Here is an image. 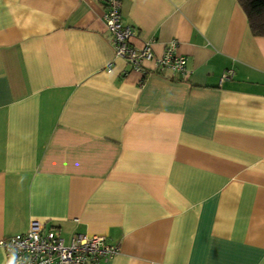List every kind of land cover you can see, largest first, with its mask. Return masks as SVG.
Here are the masks:
<instances>
[{"label": "crops", "instance_id": "obj_1", "mask_svg": "<svg viewBox=\"0 0 264 264\" xmlns=\"http://www.w3.org/2000/svg\"><path fill=\"white\" fill-rule=\"evenodd\" d=\"M104 1L0 0V239L40 221L118 247L99 264H264V37L236 0H122L134 47L186 59L143 73Z\"/></svg>", "mask_w": 264, "mask_h": 264}, {"label": "built area", "instance_id": "obj_2", "mask_svg": "<svg viewBox=\"0 0 264 264\" xmlns=\"http://www.w3.org/2000/svg\"><path fill=\"white\" fill-rule=\"evenodd\" d=\"M122 0H105L103 21L114 46L115 56L143 73L145 62H152L161 69L182 75L186 72V59L176 54L177 43L171 42L160 57L154 56L152 43L136 48L131 43L133 32L121 18ZM232 77L225 72L220 82ZM0 249L14 264H99L116 256L119 249L106 243L105 237L74 235L68 242L57 227H45L32 221L27 232L0 239Z\"/></svg>", "mask_w": 264, "mask_h": 264}, {"label": "trees", "instance_id": "obj_3", "mask_svg": "<svg viewBox=\"0 0 264 264\" xmlns=\"http://www.w3.org/2000/svg\"><path fill=\"white\" fill-rule=\"evenodd\" d=\"M253 36L264 37V0H236Z\"/></svg>", "mask_w": 264, "mask_h": 264}]
</instances>
